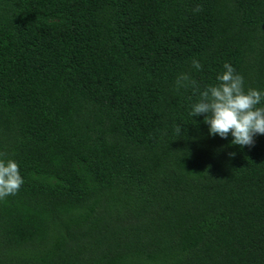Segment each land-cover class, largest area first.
I'll return each mask as SVG.
<instances>
[{
	"label": "trees",
	"instance_id": "1",
	"mask_svg": "<svg viewBox=\"0 0 264 264\" xmlns=\"http://www.w3.org/2000/svg\"><path fill=\"white\" fill-rule=\"evenodd\" d=\"M224 63L264 90V0H0V264H264V136L188 114Z\"/></svg>",
	"mask_w": 264,
	"mask_h": 264
},
{
	"label": "clouds",
	"instance_id": "2",
	"mask_svg": "<svg viewBox=\"0 0 264 264\" xmlns=\"http://www.w3.org/2000/svg\"><path fill=\"white\" fill-rule=\"evenodd\" d=\"M192 69L199 72L202 64L198 59L191 62ZM217 83L200 92L199 99L191 105L189 116H203L208 135L227 140L232 146L253 147L256 136H264V90L245 89L244 77L229 64L216 77ZM189 74L176 78V88L194 86ZM196 121V120H195ZM181 126L173 127V135L181 137ZM182 138V137H181ZM24 183L18 164L0 158V200L14 195Z\"/></svg>",
	"mask_w": 264,
	"mask_h": 264
}]
</instances>
